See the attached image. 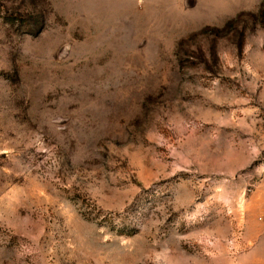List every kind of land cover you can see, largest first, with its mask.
Returning a JSON list of instances; mask_svg holds the SVG:
<instances>
[{
	"label": "rangeland",
	"instance_id": "obj_1",
	"mask_svg": "<svg viewBox=\"0 0 264 264\" xmlns=\"http://www.w3.org/2000/svg\"><path fill=\"white\" fill-rule=\"evenodd\" d=\"M263 177L264 0H0V264H242Z\"/></svg>",
	"mask_w": 264,
	"mask_h": 264
},
{
	"label": "crops",
	"instance_id": "obj_2",
	"mask_svg": "<svg viewBox=\"0 0 264 264\" xmlns=\"http://www.w3.org/2000/svg\"><path fill=\"white\" fill-rule=\"evenodd\" d=\"M189 0H186L188 4ZM248 219L244 233L242 264H264V177L253 189L249 199ZM258 216L261 219H258Z\"/></svg>",
	"mask_w": 264,
	"mask_h": 264
}]
</instances>
